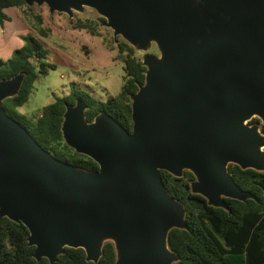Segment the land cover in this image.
Instances as JSON below:
<instances>
[{
  "label": "water",
  "instance_id": "water-1",
  "mask_svg": "<svg viewBox=\"0 0 264 264\" xmlns=\"http://www.w3.org/2000/svg\"><path fill=\"white\" fill-rule=\"evenodd\" d=\"M23 1L69 17L91 8L114 40L158 52L141 59L130 131L104 111L86 121L81 100L65 106L62 138L96 170L42 148L2 107L23 74L0 80V218L27 228L35 260L54 264L70 247L96 263L108 241L114 264L177 262L167 235L187 229L185 210L159 170L190 171V191L228 213L224 198L256 199L227 166L264 171V0Z\"/></svg>",
  "mask_w": 264,
  "mask_h": 264
},
{
  "label": "trees",
  "instance_id": "trees-1",
  "mask_svg": "<svg viewBox=\"0 0 264 264\" xmlns=\"http://www.w3.org/2000/svg\"><path fill=\"white\" fill-rule=\"evenodd\" d=\"M15 7L23 19L31 23L37 35L46 37L49 28L43 27V17L35 13L23 0H0V26L9 17L4 9ZM100 20H104L99 17ZM75 27L86 29L96 34L91 20L79 21ZM21 47L13 50L5 60L0 58V80L10 78L17 73L23 74V81L18 93L2 100L6 114L19 122L31 137L55 158L77 168L90 171L98 165L86 155L77 153L62 138L61 123L66 105H73L81 100L85 105V119H92L101 111L106 112L128 131L131 130V99L144 82L145 66L135 55L134 48L124 40H112L115 47V59L122 62L123 76L119 92L104 101L94 98L89 92L71 85L67 95L54 97L42 107L39 115L30 118L18 111L27 99L38 75H44L54 65L46 61L45 49L36 36L25 35ZM249 123H259L257 118ZM264 133V124H260ZM227 170L238 186L255 194L256 199L239 201L224 198L230 213L207 204L204 197L190 191L189 182L194 176L184 170L181 177L159 170V175L169 194L182 203L187 229L173 228L168 232L167 244L179 260L174 264H264V171L241 169L235 164H228ZM27 228L21 224L0 218V262L2 264H49L46 258L35 260L32 257L33 246H28ZM115 250L111 242H105L102 253L96 263L85 260L81 248L66 247L58 255L54 264H114Z\"/></svg>",
  "mask_w": 264,
  "mask_h": 264
},
{
  "label": "rangeland",
  "instance_id": "rangeland-1",
  "mask_svg": "<svg viewBox=\"0 0 264 264\" xmlns=\"http://www.w3.org/2000/svg\"><path fill=\"white\" fill-rule=\"evenodd\" d=\"M30 7L42 15V26L49 28L48 36L36 34L31 23L23 19L22 9L20 12L15 7L5 8L3 11L10 19L0 26V58H9L13 50L23 45V36L33 35L45 49L46 61L54 67L46 74L38 75L28 99L18 107L20 113L34 118L54 97L67 95L71 85L101 101L119 92L124 73L122 62L115 59V42L108 46L114 40L112 30L103 25L104 20L99 19L101 16L95 10L85 7L82 12L74 11L69 17L63 12L50 13L45 4ZM85 20L93 22L95 35L75 27L77 22ZM115 39L123 40L120 36ZM134 50L140 59L145 53H158L154 44L147 52Z\"/></svg>",
  "mask_w": 264,
  "mask_h": 264
},
{
  "label": "crops",
  "instance_id": "crops-1",
  "mask_svg": "<svg viewBox=\"0 0 264 264\" xmlns=\"http://www.w3.org/2000/svg\"><path fill=\"white\" fill-rule=\"evenodd\" d=\"M8 17H9V16H8ZM9 19H10V17H9ZM9 19H8V20H9ZM6 21H7V20H6ZM25 24H26V23H25Z\"/></svg>",
  "mask_w": 264,
  "mask_h": 264
}]
</instances>
